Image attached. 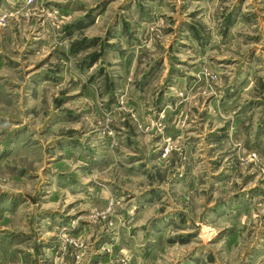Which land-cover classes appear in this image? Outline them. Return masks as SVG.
<instances>
[{"label":"rangeland","instance_id":"374dc122","mask_svg":"<svg viewBox=\"0 0 264 264\" xmlns=\"http://www.w3.org/2000/svg\"><path fill=\"white\" fill-rule=\"evenodd\" d=\"M0 264H264V0H0Z\"/></svg>","mask_w":264,"mask_h":264},{"label":"water","instance_id":"95a60500","mask_svg":"<svg viewBox=\"0 0 264 264\" xmlns=\"http://www.w3.org/2000/svg\"><path fill=\"white\" fill-rule=\"evenodd\" d=\"M43 181H44V178L42 177V178H41V181H40L39 184H38L37 192H36L35 196H33V197L31 198L33 202L36 201L37 197H38V196L40 195V193L42 192Z\"/></svg>","mask_w":264,"mask_h":264},{"label":"crops","instance_id":"0c3cea01","mask_svg":"<svg viewBox=\"0 0 264 264\" xmlns=\"http://www.w3.org/2000/svg\"><path fill=\"white\" fill-rule=\"evenodd\" d=\"M32 231L34 232V235H36V231H35V229H34V225H33V229H32Z\"/></svg>","mask_w":264,"mask_h":264}]
</instances>
